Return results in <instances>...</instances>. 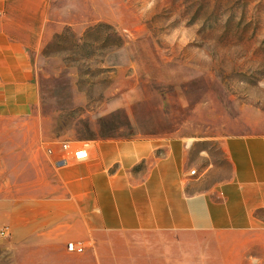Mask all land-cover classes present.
I'll return each mask as SVG.
<instances>
[{
    "label": "rangeland",
    "instance_id": "obj_1",
    "mask_svg": "<svg viewBox=\"0 0 264 264\" xmlns=\"http://www.w3.org/2000/svg\"><path fill=\"white\" fill-rule=\"evenodd\" d=\"M45 8L29 46L40 101L26 115L0 113V264H27L11 237L47 193L43 169H56L50 151L63 142L179 137L198 176L194 163L228 167V136L264 134V0ZM248 241L264 264V232Z\"/></svg>",
    "mask_w": 264,
    "mask_h": 264
},
{
    "label": "crops",
    "instance_id": "obj_2",
    "mask_svg": "<svg viewBox=\"0 0 264 264\" xmlns=\"http://www.w3.org/2000/svg\"><path fill=\"white\" fill-rule=\"evenodd\" d=\"M45 13V0H0L1 114L26 115L40 101L29 46ZM91 142L87 160L51 154L56 169H43L47 193L11 237L27 264L261 262L248 240L264 232V134L228 136V167L194 163L198 176L179 137Z\"/></svg>",
    "mask_w": 264,
    "mask_h": 264
},
{
    "label": "built area",
    "instance_id": "obj_3",
    "mask_svg": "<svg viewBox=\"0 0 264 264\" xmlns=\"http://www.w3.org/2000/svg\"><path fill=\"white\" fill-rule=\"evenodd\" d=\"M92 146L91 141H80L77 143L73 142H63L60 145L59 154L60 164H69L74 161H85L89 158L90 149ZM51 154H55V151L51 149ZM3 234H8L7 231H4ZM68 249L74 252H82L84 246L81 244L69 243Z\"/></svg>",
    "mask_w": 264,
    "mask_h": 264
}]
</instances>
